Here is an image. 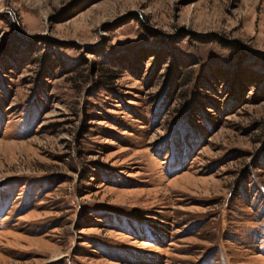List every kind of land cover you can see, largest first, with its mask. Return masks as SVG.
Returning <instances> with one entry per match:
<instances>
[{"label": "rangeland", "instance_id": "374dc122", "mask_svg": "<svg viewBox=\"0 0 264 264\" xmlns=\"http://www.w3.org/2000/svg\"><path fill=\"white\" fill-rule=\"evenodd\" d=\"M0 264H264V0H0Z\"/></svg>", "mask_w": 264, "mask_h": 264}]
</instances>
